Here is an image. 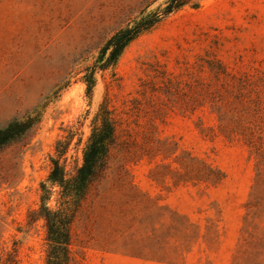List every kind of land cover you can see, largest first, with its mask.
I'll return each mask as SVG.
<instances>
[{
    "label": "rangeland",
    "instance_id": "rangeland-1",
    "mask_svg": "<svg viewBox=\"0 0 264 264\" xmlns=\"http://www.w3.org/2000/svg\"><path fill=\"white\" fill-rule=\"evenodd\" d=\"M169 0H0V264H46L41 184L68 177L100 109L117 141L72 226V264H264V0H198L86 70ZM57 188L48 202L57 207Z\"/></svg>",
    "mask_w": 264,
    "mask_h": 264
},
{
    "label": "trees",
    "instance_id": "trees-1",
    "mask_svg": "<svg viewBox=\"0 0 264 264\" xmlns=\"http://www.w3.org/2000/svg\"><path fill=\"white\" fill-rule=\"evenodd\" d=\"M198 0H169L164 8L153 13L143 12L140 17L127 27L118 30L103 46L100 57L93 68H88L84 81L87 95L90 97L96 85L97 71L114 68L125 50L140 36L150 32L173 13L192 6L198 7ZM40 118L28 117L26 120H14L0 130V153L6 148L21 144L26 146L32 139ZM117 141L116 124L109 110L102 107L97 114L91 135L83 151L82 165L68 177L65 166L60 159L66 148L60 150L59 159L52 160V169L46 182L41 184L42 205L32 214L45 222L47 259L46 264H72L70 251L72 226L81 205L90 188L106 172L111 150ZM57 188V207L51 208L48 202Z\"/></svg>",
    "mask_w": 264,
    "mask_h": 264
}]
</instances>
